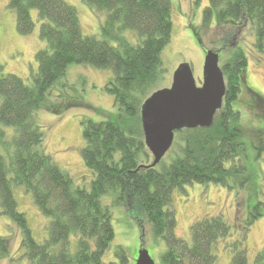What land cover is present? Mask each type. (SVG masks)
Returning <instances> with one entry per match:
<instances>
[{
  "label": "trees",
  "instance_id": "obj_1",
  "mask_svg": "<svg viewBox=\"0 0 264 264\" xmlns=\"http://www.w3.org/2000/svg\"><path fill=\"white\" fill-rule=\"evenodd\" d=\"M85 1L106 12L100 37L83 33L76 6L66 0H10L21 34L33 32L32 11H38L40 36L46 45L36 53L39 69L31 82L6 74L0 64V124L15 129L9 137L0 127L1 213L20 229L22 255L31 264H102L115 238L112 211L102 202V196L111 191L133 218L145 216L157 241H165L162 264H213L217 260L214 246L233 233V226L221 213L206 216L191 226L190 243L179 238L172 192L194 182L227 185L231 177L247 171L242 160L247 130L241 123V110L233 106L245 82L247 49L243 45L233 51L229 48L234 32L247 23L254 48L264 55V0H210L205 8L201 28L203 32L215 28L226 79L224 101L211 126L176 131L171 149L177 147L179 154L161 169V162L151 166L154 156L145 143L141 108L165 79L162 51L172 37V1ZM195 34L203 45L202 33L195 30ZM74 63L113 72L105 88L114 97L118 119L83 121L86 145L82 156L94 175L89 188L76 184L47 153L45 133L36 121L42 102ZM247 91L262 109L264 98L252 89ZM263 152L262 136L258 155ZM230 160L233 163L228 167ZM16 185L25 186L51 218L49 235L43 241L35 238L26 213L18 209ZM261 215L252 214L237 239L228 243L233 251L230 264H249L245 242L250 226ZM73 236L78 237L75 250L71 249ZM144 237L142 229L141 247ZM10 243L11 236L0 234L1 255L9 253ZM117 255L121 264L128 262L122 246ZM254 264H264V248Z\"/></svg>",
  "mask_w": 264,
  "mask_h": 264
},
{
  "label": "rangeland",
  "instance_id": "obj_2",
  "mask_svg": "<svg viewBox=\"0 0 264 264\" xmlns=\"http://www.w3.org/2000/svg\"><path fill=\"white\" fill-rule=\"evenodd\" d=\"M66 1L76 6L83 33L100 37V26L106 12L96 9L85 0ZM171 1L173 32L171 41L162 51L166 73L160 88L171 86L173 74L182 63L192 66L194 77L198 85H201L206 52H217L220 48L215 39L214 26V29L209 28L205 32L201 28L204 10L210 0ZM9 3L10 0H0V64L4 65L6 74H16L26 82H31L32 75L39 69L36 53L46 45L40 36L41 21L38 11L33 10L35 29L29 34H21L17 28L16 11ZM195 30L202 33L203 45L197 40ZM234 33L230 38L229 51L243 45L248 56L242 92L239 99L233 103L236 109L241 110V123L247 130L244 138L247 150L246 155L242 157L247 171L231 177L227 185L196 182L184 184L173 190L171 201L177 219L176 235L188 243L191 242V226L206 216L221 213L233 226V233L227 238H220L214 246L217 260L213 264H230L233 251L228 243L237 239L241 234L242 225L252 214L258 212L262 215L250 226L245 242L249 264H254L256 255L264 248V152L258 155L260 138L264 137V107L263 110L259 109L257 101L252 99L247 91V88L252 89L264 98V55L254 48V35L247 23ZM221 57H224L222 52ZM112 73L111 69L96 68L89 64H71L36 113V121L45 133L47 153L72 175L76 184L87 188L90 187L94 175L82 156L86 145L83 121L102 122L118 119L114 97L105 88ZM246 104L255 105L257 109H251ZM0 127L6 130L9 137L15 134L13 127L2 124ZM259 132L262 135H259ZM3 152L6 154V151ZM178 154L177 147L170 149L159 164V169L172 162ZM232 163V160L228 161L227 166ZM14 192L18 209L26 213L33 235L37 240L43 241L49 235L51 218L39 209L32 193L27 191L25 186L16 185ZM102 202L112 211L115 229V238L106 250L102 264L122 263L117 255L118 246H122L126 251V264H136L142 245V229L145 230L144 248L150 251L156 264H162L161 255L167 248L166 243L153 237L151 225L145 216L133 218L117 203L116 195L111 191L102 196ZM0 234L11 236L9 253H0V264H31L22 255L20 229L9 216L1 213V208ZM77 238H71L72 250L76 249Z\"/></svg>",
  "mask_w": 264,
  "mask_h": 264
},
{
  "label": "water",
  "instance_id": "obj_3",
  "mask_svg": "<svg viewBox=\"0 0 264 264\" xmlns=\"http://www.w3.org/2000/svg\"><path fill=\"white\" fill-rule=\"evenodd\" d=\"M225 92L226 79L219 52H206L201 85L194 77L192 66L180 64L171 86L154 91L141 108L145 143L154 156L151 166L158 165L171 149L176 131L211 126L223 104ZM136 264L156 262L150 251L141 247Z\"/></svg>",
  "mask_w": 264,
  "mask_h": 264
}]
</instances>
